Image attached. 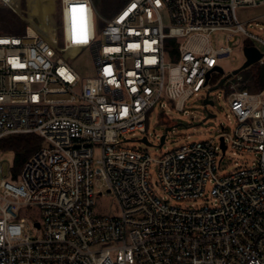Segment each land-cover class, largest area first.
Wrapping results in <instances>:
<instances>
[{
  "label": "built area",
  "instance_id": "obj_1",
  "mask_svg": "<svg viewBox=\"0 0 264 264\" xmlns=\"http://www.w3.org/2000/svg\"><path fill=\"white\" fill-rule=\"evenodd\" d=\"M58 3L56 37L48 39L31 32L23 0H0L27 23L22 34L0 24V154L9 135L42 139L12 181L2 178L0 157V264H264V88H236L241 78L220 85L216 68L234 50L213 41L223 32L228 42L243 34L264 46L237 16L264 0H128L110 18L93 0ZM73 5L86 6L85 27L77 14L86 42H73ZM86 50L95 74L84 78L73 60ZM218 85L233 89V132L222 125L210 140L159 156L125 145L128 134L147 133L155 107L184 111ZM229 149L252 156V165L220 176ZM152 167L164 198L151 185ZM209 184L208 203L169 201L203 198ZM105 192L119 214L96 211Z\"/></svg>",
  "mask_w": 264,
  "mask_h": 264
},
{
  "label": "rangeland",
  "instance_id": "obj_2",
  "mask_svg": "<svg viewBox=\"0 0 264 264\" xmlns=\"http://www.w3.org/2000/svg\"><path fill=\"white\" fill-rule=\"evenodd\" d=\"M119 1L120 0H111L108 5V10L110 12L114 10ZM28 8L29 15L26 17V20L30 22L31 28L43 32L48 39H55L56 30L51 19L52 15L55 17L58 16V0H23L24 14ZM237 16L239 21L245 24L248 31L264 39V5L239 7L237 9ZM164 17L166 24H168L169 20L166 13H164ZM36 18L40 21L38 25L35 24ZM105 18H110V15L105 16ZM20 21L25 25L26 30L27 23L22 19H20ZM98 28V39L104 41V36L100 31L102 29L100 24L99 26L97 25V29ZM59 39L62 42L61 29L59 30ZM213 41L217 47L230 45L234 50L232 55L222 60L221 66L225 72L222 76L229 75L244 64L245 55L243 49L245 45L255 44L257 47L264 50V46L261 42L256 43V41L248 40L243 34L236 35L232 42H228L227 35L223 32H219L213 35ZM73 67L84 78L94 75L95 62L90 51H83L79 56L75 57L73 60ZM240 78L241 82L236 88H243L250 83L249 79L245 80L244 73H240L238 76H231L228 79L231 80V83H237ZM209 90L210 88L204 89L198 95L190 98L185 104L184 111L175 109L170 102H166L164 108H161L160 106L155 107L149 115L147 133L143 134L141 132H136L135 135L128 134L125 145L130 148L146 151L152 156H159L166 152V150H174L188 143L210 140L219 134L222 125L227 131L233 132L237 124L236 118L229 105V94L233 89H230L229 87L227 89L226 86H220L218 89H215L210 93ZM208 93L215 103L214 105H208L207 109L216 116L203 122L208 115V111L203 103ZM167 127H173V129L168 132L163 147L159 148L160 139L162 135H164ZM146 135L152 145H147L141 141ZM99 156L100 149H96L95 158L97 159ZM0 157L3 169L2 178L7 181H12V174L16 164V153L1 148ZM251 159L252 156L248 154L229 149L223 161L222 168L219 171V175H226L239 168L248 167L252 165ZM150 182L156 195L164 198L166 194L160 186L158 173L154 167L151 168ZM211 188V184L206 187L205 197L203 198L183 201L169 199V201L173 205H181L183 207L208 203V201H210ZM96 211L105 215L119 214V208L113 196L107 192L96 201ZM34 212L37 213L35 219L40 220V211L35 209ZM28 225L29 228L27 231L32 235L38 236V233L33 230L30 222Z\"/></svg>",
  "mask_w": 264,
  "mask_h": 264
},
{
  "label": "trees",
  "instance_id": "obj_3",
  "mask_svg": "<svg viewBox=\"0 0 264 264\" xmlns=\"http://www.w3.org/2000/svg\"><path fill=\"white\" fill-rule=\"evenodd\" d=\"M111 0H94L95 7L99 14L105 16L115 15L128 0H120L114 10H108ZM101 15V16H102ZM0 24L2 30L10 34H22L25 32V25L20 21L19 17L9 8L0 6ZM104 26V22L100 21V27ZM250 45V44H247ZM245 80H250L249 84L243 88H247L251 92L264 88V64H255L247 70H244ZM41 137L36 134H15L5 137L1 141V148L14 151L16 153V164L14 174L18 175L28 159L34 152L40 148Z\"/></svg>",
  "mask_w": 264,
  "mask_h": 264
},
{
  "label": "water",
  "instance_id": "obj_4",
  "mask_svg": "<svg viewBox=\"0 0 264 264\" xmlns=\"http://www.w3.org/2000/svg\"><path fill=\"white\" fill-rule=\"evenodd\" d=\"M243 50H244V55H245V62H244V64H243L241 67H239L238 69L234 70V71H233L232 73H230L229 75H226V76L222 79L220 85L223 84L224 81H225L226 79H228L229 77H231V76H238L241 72H243L244 70H247V69H249L250 67H252L253 65L257 64V63L263 58V53H262L257 47H255V46H253V45H246V46L244 47ZM216 70H218V71L221 72L222 74L225 73V72H224V69L221 68V67H217ZM220 85L213 87V88L211 89V91H213V90H215V89H218V88L220 87ZM203 103H204V105H205V108L207 109V108H208V105H214L215 102H214L213 100L209 99V97H208V95H207V97L204 99ZM207 111H208V109H207ZM215 116H216L215 114H213L212 112L208 111V115H207V117L203 120V122L206 121L207 119H209V118H213V117H215ZM172 129H173V127H167V128H166V131H165L164 135H162V137H161V139H160L159 148H161V147L163 146V144H164L165 141H166V137H167L168 132L171 131ZM141 141H142L143 143L147 144V145H152V144L148 141L147 137H143V139H142ZM221 141H222L223 152H225V150H226V145H225V143H224V139L221 138Z\"/></svg>",
  "mask_w": 264,
  "mask_h": 264
},
{
  "label": "snow or ice",
  "instance_id": "obj_5",
  "mask_svg": "<svg viewBox=\"0 0 264 264\" xmlns=\"http://www.w3.org/2000/svg\"><path fill=\"white\" fill-rule=\"evenodd\" d=\"M79 13V21L81 24V27L86 26L87 22V9L84 5H73L70 8V14H71V21H72V38L74 43L79 42H86V34L82 31L79 35L77 34V20Z\"/></svg>",
  "mask_w": 264,
  "mask_h": 264
},
{
  "label": "bare ground",
  "instance_id": "obj_6",
  "mask_svg": "<svg viewBox=\"0 0 264 264\" xmlns=\"http://www.w3.org/2000/svg\"><path fill=\"white\" fill-rule=\"evenodd\" d=\"M31 32H34V29L30 27Z\"/></svg>",
  "mask_w": 264,
  "mask_h": 264
}]
</instances>
